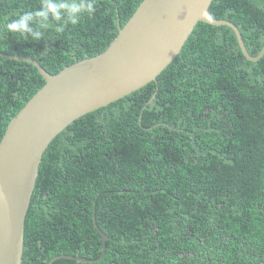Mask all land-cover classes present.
<instances>
[{"label":"trees","instance_id":"1","mask_svg":"<svg viewBox=\"0 0 264 264\" xmlns=\"http://www.w3.org/2000/svg\"><path fill=\"white\" fill-rule=\"evenodd\" d=\"M142 0H95L96 12L34 41L6 24L42 0H0V52L49 73L102 52ZM249 55L264 45V0H212ZM44 84L29 62L0 55V138ZM93 219H95V224ZM264 264V52L252 61L228 25L198 21L151 81L70 122L38 166L21 264ZM242 262V260H241ZM200 257L196 264H200Z\"/></svg>","mask_w":264,"mask_h":264},{"label":"water","instance_id":"2","mask_svg":"<svg viewBox=\"0 0 264 264\" xmlns=\"http://www.w3.org/2000/svg\"><path fill=\"white\" fill-rule=\"evenodd\" d=\"M212 0H142L110 45L101 53L78 60L52 74L36 60L4 54L32 63L44 84L10 119L0 138V264H21L24 221L38 166L51 140L70 122L131 93L156 76L180 52L198 21L228 25L246 58L237 26L215 18ZM95 224V219H93ZM102 243L99 257L71 255L59 258L95 262L103 256L107 236L96 226Z\"/></svg>","mask_w":264,"mask_h":264},{"label":"clouds","instance_id":"3","mask_svg":"<svg viewBox=\"0 0 264 264\" xmlns=\"http://www.w3.org/2000/svg\"><path fill=\"white\" fill-rule=\"evenodd\" d=\"M95 12V0H42L36 11L19 14L6 24V28L11 33L40 41L49 17L58 22L57 31H62L67 24L75 25L81 16H91Z\"/></svg>","mask_w":264,"mask_h":264},{"label":"flooded vegetation","instance_id":"4","mask_svg":"<svg viewBox=\"0 0 264 264\" xmlns=\"http://www.w3.org/2000/svg\"><path fill=\"white\" fill-rule=\"evenodd\" d=\"M212 249L210 247L208 248H200V249H196L195 252H188L187 254L183 253V255H187L186 256V260L187 262L190 261V264H196V261L198 260V258L200 257L201 263L200 264H218V248L215 250V252L217 253L216 255L211 256V252ZM182 254V253H181ZM235 261H238L239 264H254L253 263V254L251 255L250 259L247 262H244L243 259L239 258V257H235L234 258ZM242 260V262H241Z\"/></svg>","mask_w":264,"mask_h":264},{"label":"bare ground","instance_id":"5","mask_svg":"<svg viewBox=\"0 0 264 264\" xmlns=\"http://www.w3.org/2000/svg\"><path fill=\"white\" fill-rule=\"evenodd\" d=\"M126 22H127V21H126ZM126 22H125V23H126ZM125 23H124V25H125ZM112 41H113V40H112ZM112 41H111V42H112ZM111 42H110L108 45H110V44H111ZM108 45H107V46H108ZM103 51H104V50H103ZM100 53H101V52H100Z\"/></svg>","mask_w":264,"mask_h":264},{"label":"rangeland","instance_id":"6","mask_svg":"<svg viewBox=\"0 0 264 264\" xmlns=\"http://www.w3.org/2000/svg\"><path fill=\"white\" fill-rule=\"evenodd\" d=\"M150 82H151V81H150ZM148 83H149V82H148ZM88 113H89V112H88ZM82 116H83V115H82ZM79 117H81V116H79ZM79 117H77V118H79ZM77 118H76V119H77ZM181 256H184V255H183V254H181Z\"/></svg>","mask_w":264,"mask_h":264}]
</instances>
